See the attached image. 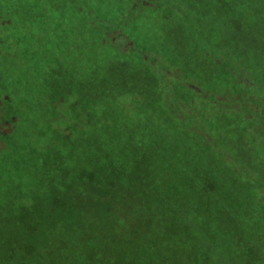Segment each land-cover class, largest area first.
<instances>
[{
	"label": "trees",
	"instance_id": "1",
	"mask_svg": "<svg viewBox=\"0 0 264 264\" xmlns=\"http://www.w3.org/2000/svg\"><path fill=\"white\" fill-rule=\"evenodd\" d=\"M130 1L0 0V9L8 19L4 42L7 47L13 44L17 48L13 55L6 52L9 48L4 49L0 57V97L7 95L13 103L11 110L9 102H4L11 128L4 135L0 133V264H202V251L192 252L173 239L179 235L177 226L184 221L193 222L203 234L197 241L189 235L187 241L194 240V247L202 249V242L215 246L218 255L223 250L243 264L249 263L248 257L257 245H261L259 250L264 254V211L254 218L247 217L246 211L242 218L236 214L235 207L239 205L236 195L241 189L238 183L245 169L238 167L233 151L228 146L219 148L220 152L229 153L233 162L220 164L210 159L208 163L212 169L222 170L225 192L217 176L210 172L202 174V158L210 157L207 151L202 157L199 135L191 133L199 128V120L187 114L183 119L177 118L170 111L173 118L172 123H167L170 126L162 117L155 118L156 114L147 118L138 111H128L121 103L119 82L92 77L114 63L113 58L112 62L106 61L107 51L119 54L114 49L121 46L123 35L119 33L113 41L108 36L105 38V32L109 26L121 25L124 20L121 15ZM171 1L169 13L145 6L153 15L145 22L142 18L136 25L134 37L140 43L136 44L135 54L140 61H145L141 53L154 47V42H150L154 35L159 37L160 46L164 44L176 50V45L171 46L174 37L167 35L164 39L161 35L163 30L171 29L180 38L205 42L199 50L202 61L197 59V65H202L203 90L213 88L220 93L228 90L245 97L246 93L264 86V65L260 62L264 60V34L259 42L253 39L249 43L243 35L239 37L237 42L243 45L237 46L241 51H235V56L227 57L221 65L212 61L219 53L214 50L217 46L212 41L206 43L213 31L229 40L243 27L251 31L252 22L254 25L264 21V0L222 3L217 8L221 7L224 18L215 23L211 13L216 9V0H202V32L192 35L189 33L195 31L197 23L183 19L179 10L174 9L176 1ZM186 8L187 15L196 11L192 0H186ZM52 13H56L53 23L49 20ZM139 19L134 18L137 23ZM10 28H14V36L9 33ZM139 31L142 34L138 36ZM60 34L79 39L91 36L98 50L86 60L80 51L82 54L75 56L77 62L70 61L72 53L59 54L52 44V38ZM183 44L187 45V41ZM222 47L220 51L225 46ZM119 56L115 60L121 61ZM88 67L90 73H86ZM184 69H187L185 65ZM247 74L254 77L251 87L241 80ZM61 78L71 84V93L82 89L73 83L88 88L89 97L76 92L74 97L102 108L94 116L98 120L83 122V130L73 131L70 137L60 134L62 128L55 132L42 128L52 125L55 119L52 110L59 118L61 106L58 110L52 87ZM67 99L71 102L70 114H75L74 99ZM72 117H68V124L74 120ZM221 118L208 115L211 123L220 122ZM236 118L243 126V120ZM144 119L147 123H142ZM240 123L229 125L231 131H239ZM218 127L213 134L217 133V141L223 143L230 133L224 132L227 128L224 125ZM220 132L226 134L222 140ZM185 140L191 143L187 145ZM259 154L255 153L252 159L258 160ZM143 170L147 177L144 185L138 176ZM76 187L86 193L68 197L66 193ZM224 193L228 195L225 199ZM56 198L65 203H53ZM262 205L264 208V202ZM202 221L208 222L202 224ZM258 261L264 262L261 258L254 264Z\"/></svg>",
	"mask_w": 264,
	"mask_h": 264
},
{
	"label": "rangeland",
	"instance_id": "2",
	"mask_svg": "<svg viewBox=\"0 0 264 264\" xmlns=\"http://www.w3.org/2000/svg\"><path fill=\"white\" fill-rule=\"evenodd\" d=\"M175 1L176 7H174V9L179 10L178 14H180V16H182L185 20L189 18V20L193 19L195 24L197 23L195 31H192V33L189 34H197L198 31L199 33H201L202 0H192V2L195 4L196 11H193L194 14L190 13L188 15V9H185L186 0ZM171 2V0H131L130 4L128 5L127 11L121 15V19H124L122 20L121 25L116 24L109 26L110 28H108L105 32V38H107L106 36H108V38H110L111 40L113 39V41L119 33L123 35L124 41L120 42L121 46L114 49L119 50V54L116 55L114 51H112L111 53L107 51L108 56L106 57V61L112 62L114 60V63L109 65L106 70H104L103 73L99 75L93 73L92 77L96 80L112 79L114 81L116 80L117 82H119L121 85L120 94L123 98L122 100H120L121 103L124 104L122 106L128 111H130V109L133 111H138L140 115H144V117L147 118L156 114L155 118H158L159 116L162 117L163 119H165V121H167L166 124L173 122L171 121L173 118L169 116L170 111L172 112V114L176 115L177 118L183 119V117H185L187 114L199 120L201 124H197L198 122L196 123L199 128H195V130L191 131V133L199 135L198 137L202 142V157H204L203 154H205L206 151L208 156L210 157L208 159H206L205 157L202 158V174H207L208 172H210L213 175L217 176L219 182L221 183V189L226 192V184L223 179L224 174L222 170L219 168L212 169L211 165H209L208 163L210 159H213L220 164L221 161L225 162L227 160L233 162V158L229 153L225 151H219V148H221L222 146L224 148L228 146V148L233 151L232 155L236 156L235 158L240 164H237V162L235 161L238 167H243L245 169L238 183V187H240L241 189L237 191L236 195L239 201V205L237 204V206L235 207L237 216H240L242 218V213L244 211L248 212L247 217L254 218L258 217V215H263L264 208L262 204L264 202V158L262 155L264 153V86L262 87L263 89L257 88L256 90L254 89L251 93H246L245 97L233 95L228 90L223 91L221 93L215 92V89L213 88L203 90L202 87H200V81H202V65H197V63L199 64L197 59L199 61H202V54L199 52V50L201 46L205 44V42L202 43L201 39L197 41L196 38L185 39L184 36L183 38H180L179 36H175V31L171 29L166 32L165 30H163L161 35L163 38L165 37L166 39L168 38V36H171L172 38L174 37L171 41V46L176 45V50L173 51L171 49H168L167 45L165 46L164 44L160 46L158 41L159 37L157 35H154V38L150 41L151 43L154 42V47H152V49L147 48L145 52L141 53L145 61H140L138 59V56L135 54L136 44L138 45L140 43V40L138 41L134 37V34L137 31L136 25L140 24L142 18L145 22L146 19H150V15H153V13L147 8H145V6L150 5L153 6L154 9H157L159 12L169 13V11L172 10ZM229 2L231 3V0H216V9H214L215 11L211 13V19L214 20V23L219 18H221L222 20L224 18V13L220 11L221 7L219 9L217 7L223 6L222 3L226 5ZM54 3L50 6H53ZM48 7L49 6H46V8ZM135 10L137 12H135ZM142 12H145L146 15L144 13L141 14ZM218 12L220 14L218 16L215 15ZM55 14L56 13H52L50 15L52 17L49 18L51 23H53L56 19V17H54L56 16ZM135 17H140L138 23L135 22ZM7 21V14H5L4 11L0 9V57L2 56V51L6 48H9V51L6 52L11 55H13L14 50H17V48L13 46V44L7 47V44H5L4 42L5 37L3 36V34L5 33L7 27ZM253 23L254 22L251 23V31H247L248 29L243 27L241 28V30H237V32L233 34L234 36L231 40H229L228 38L224 39L222 35H219L215 31H213L212 35L209 36V39H207L206 43L212 41L213 44L217 46L214 47V50L219 53L214 57V60L212 61L214 63L216 62L218 65H221L224 60H227V57L231 58V56H235V51L239 53L241 51V48L237 46V44L240 42L239 40L237 42V39H239V37L241 38L242 35L245 37L246 41L249 40V43L253 39L255 40V42H259V40L262 39L261 36L264 34V21L256 22L254 25ZM132 25H135V27L132 28ZM219 27L222 28V24H220ZM234 28H236V26H234ZM8 30L9 33L14 36V28H10ZM89 32L91 31L89 30ZM95 32L99 33L98 30H96ZM158 32L161 33L160 31ZM137 34L139 36L142 34V32L139 31ZM180 34L182 35L181 32ZM70 36L62 37V34H60L59 37L55 36L52 38V44L57 48L59 54H67L69 52L72 53V56H70V61L77 62L75 56L76 54L81 55L82 53H80V51L84 52L83 55L86 57V60L88 58H91V56L95 54L94 52L98 50L96 44L93 43L94 39L91 36L81 38L82 40L79 39L77 36ZM174 40H177V43ZM105 41H108V39H105ZM186 41L187 45H184L183 43H185ZM246 41L243 40L242 43L246 44ZM190 42H193V45H189L188 43ZM239 45L243 44L239 43ZM65 46L66 49H64ZM186 46H188V50L185 49ZM222 46H225L224 49H222V51L224 50L223 52L220 51V48ZM247 48L249 47L247 46ZM247 48L244 46V49ZM191 49H193L192 53L190 52ZM71 50H74L75 54ZM258 51L261 53V50ZM98 52L96 53L97 55L99 54ZM112 53L116 56H112ZM119 55H121V61L115 60V57L116 59H118L117 56ZM257 57L259 59L261 58L259 56ZM149 58H154V61H150ZM194 58L196 60V63L193 61ZM6 59L8 62L7 57ZM260 60V62L264 65V60ZM183 65H185L187 68L184 69V71H182ZM89 68L90 67H88V69L86 70V73H90ZM110 70H112V73H110ZM86 73L81 75L84 76ZM112 75L116 77H113ZM54 76L53 80H56L57 76ZM255 77L258 80L257 76ZM253 79L254 77H252L251 74H247L241 77V80L245 84H250V87L252 85ZM73 85L76 88L78 87L79 90L80 88H82L80 92L76 90V94L81 95L83 97L90 96V94H87L90 93L89 89L82 87L79 82L78 85L75 83H73ZM70 88L71 84H69L68 81L62 78L58 79L55 85H53L52 95L55 96L54 98L58 99V110L60 106L61 110L59 111V118L58 113L52 110L53 114H55V119L52 123L53 126H50L49 124L44 125L42 127L46 128L43 129L44 131L51 129L53 132H55V129L62 128V132L60 131V134L63 133L66 134V136L70 137L73 131L83 130L85 122L89 123L93 120H98L96 118L94 119V116L96 113L100 112V109L102 108L99 107L100 109H98L90 106L91 104L90 102H88L87 99L83 100L79 97H74L76 94L75 92L71 93ZM68 97L74 99L73 103L76 107V111H74L75 114H70L69 104L71 102L67 101ZM5 101L9 102V108L11 110L13 109V103L11 101V98L4 94L1 95V135H4L11 128V121L5 113L7 108V106L4 104ZM209 114L219 115L220 118L224 115V119H219L220 122H215L213 120L214 122L211 123L210 120H208ZM69 116H73L72 119L74 120H72V122L68 124L67 120H69ZM238 116L243 120V126L241 125L240 120L236 118ZM12 120L13 122L15 121L13 118ZM147 121L148 120L146 119L145 122L143 121L142 123H147ZM217 123H219V126L224 125V128L227 127L224 131L225 133H228V130L230 133L227 141H224L223 143L221 141H217V139L219 138H216L217 133L213 134V131H218L217 128L219 127ZM232 123H240V127H237L239 131H234L235 133L231 131L230 127H232ZM208 130H210L209 132L212 131V133H208ZM221 132L220 137L222 140V138H225L226 134H221ZM184 143L189 145L191 142L189 140H185ZM1 146H3L2 143ZM235 148H239V150H237V154L234 152ZM209 149L214 150V152ZM257 152H260V156L258 157L259 159H252L254 154ZM241 157L245 158L246 160L241 159ZM242 161H244V163ZM206 165H209V167L206 168ZM229 167L231 168V165H229ZM144 172L145 171L143 170L140 171L138 174V176H141V180L143 181L142 185L146 183V179L144 178H147ZM242 187L246 188L243 189ZM79 190L81 189L76 187L73 191L69 190L66 194H69L68 197H74L75 194L82 193L81 195H84L86 193L85 191L82 192V190L79 192ZM227 196V193H224V199L227 198ZM69 199L70 201H73L72 198ZM53 203L63 204L65 202H62L60 198H56ZM206 222L202 221V224H205ZM176 231L179 232V235L180 233L182 234L180 237H178L179 235L173 237L175 241L184 244L192 252H195L196 250L202 251V254H200V256H202V264H221L220 262H223V264H226L227 262L232 264H243L240 260H234L233 257H229L228 255H226L223 250H221L220 255H218V252L216 251L217 247L215 246L209 247L207 244L202 242V249L199 247H194L192 243L194 242V240L187 241L189 239V235H193L194 238L196 237L197 241V239L200 240L199 237H202L203 234L199 231V229L194 226L193 222L184 221L181 225L179 224V226H177ZM259 248H261V245H257L256 249L251 251L250 256L248 257L249 263L246 264H254V261L261 258L264 261V254H262V251L261 249L259 250ZM251 260L254 261L251 262ZM255 264H264V262L258 261Z\"/></svg>",
	"mask_w": 264,
	"mask_h": 264
}]
</instances>
